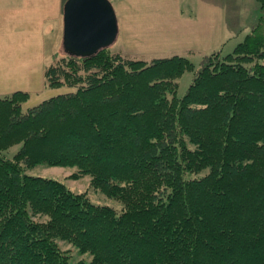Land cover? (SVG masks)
Masks as SVG:
<instances>
[{
    "label": "trees",
    "instance_id": "trees-1",
    "mask_svg": "<svg viewBox=\"0 0 264 264\" xmlns=\"http://www.w3.org/2000/svg\"><path fill=\"white\" fill-rule=\"evenodd\" d=\"M231 53L198 70L101 50L44 68L72 91L0 97V264H264V0ZM194 77L177 96L178 80ZM20 146L6 159L4 152ZM76 168L121 204L27 174ZM86 259L72 262L58 243Z\"/></svg>",
    "mask_w": 264,
    "mask_h": 264
},
{
    "label": "rangeland",
    "instance_id": "rangeland-1",
    "mask_svg": "<svg viewBox=\"0 0 264 264\" xmlns=\"http://www.w3.org/2000/svg\"><path fill=\"white\" fill-rule=\"evenodd\" d=\"M107 1L114 11L118 26L116 41L108 50L128 59L147 63L178 56L189 60L195 70H198L204 57L216 51L215 47L220 44L216 37L226 39L230 28L234 27L232 25L237 20V17L230 13L232 11L226 8L231 0H210V2L206 0ZM252 6L258 7L255 0L246 2L248 11L254 9ZM256 12V10L252 11L254 15ZM255 19L256 17L254 21ZM40 32V37L38 33L34 41L23 40L19 35L13 37L10 34L5 40V35L0 32V77L4 73H15L17 82L9 81L11 84H32L27 92L30 97L23 105V111L45 100L72 91L66 87L59 89L45 87L44 68L53 64L64 53L61 47L60 27L59 35L54 24L40 27ZM247 32L246 29L237 35L236 31L229 36L231 38L226 40L221 50L222 55L231 53ZM17 70L23 72H16ZM193 77V73H185L178 80L177 96L179 98L186 94ZM7 78L3 77V79ZM19 149L20 146L12 147L4 152V157L11 159ZM75 171L76 168L41 165L28 170L27 174L62 182L74 193L85 192L88 199L95 205L108 206L117 211L121 209L120 203L91 188L88 176H83L78 180L71 179L70 176ZM58 244L63 251L68 252L72 262L86 259V255L79 254L71 245L65 242Z\"/></svg>",
    "mask_w": 264,
    "mask_h": 264
},
{
    "label": "crops",
    "instance_id": "crops-1",
    "mask_svg": "<svg viewBox=\"0 0 264 264\" xmlns=\"http://www.w3.org/2000/svg\"><path fill=\"white\" fill-rule=\"evenodd\" d=\"M67 0H0V32L5 35V40L11 36L19 35L23 40L34 41L37 39L38 33L40 37V27L54 24L56 25L57 34L62 31V14L63 6ZM210 2V0H206ZM249 0H231L228 11H232V16L237 17V20L231 27L228 35L220 39L216 37L220 44L215 47V50H222L226 40L230 39L232 34L237 31L240 35L250 27L254 22V18L258 15V7L252 6L257 12L248 11L246 2ZM206 2V4H207ZM256 3V0H255ZM247 13V14H246ZM241 24L243 25L241 27ZM17 26V27H16ZM60 39V38H59ZM212 40V38H210ZM210 40V41H211ZM33 45V44H30ZM215 52V51H214ZM39 54V52H38ZM37 56V55H36ZM16 72H23L17 70ZM3 77H8L3 79ZM9 81H16L15 73H4L0 77V97L10 95L14 92H28L32 84H11ZM17 82V81H16Z\"/></svg>",
    "mask_w": 264,
    "mask_h": 264
},
{
    "label": "water",
    "instance_id": "water-1",
    "mask_svg": "<svg viewBox=\"0 0 264 264\" xmlns=\"http://www.w3.org/2000/svg\"><path fill=\"white\" fill-rule=\"evenodd\" d=\"M64 55L91 58L116 41L118 26L107 0H67L62 14Z\"/></svg>",
    "mask_w": 264,
    "mask_h": 264
}]
</instances>
